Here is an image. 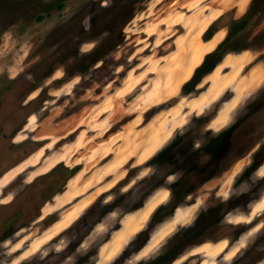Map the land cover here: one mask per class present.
<instances>
[{
  "label": "rangeland",
  "instance_id": "374dc122",
  "mask_svg": "<svg viewBox=\"0 0 264 264\" xmlns=\"http://www.w3.org/2000/svg\"><path fill=\"white\" fill-rule=\"evenodd\" d=\"M0 7V264H264V0Z\"/></svg>",
  "mask_w": 264,
  "mask_h": 264
},
{
  "label": "trees",
  "instance_id": "16d2710c",
  "mask_svg": "<svg viewBox=\"0 0 264 264\" xmlns=\"http://www.w3.org/2000/svg\"><path fill=\"white\" fill-rule=\"evenodd\" d=\"M213 25V26H212ZM211 26L213 27V29H215L214 27V23ZM217 32V31H216ZM207 39V37H206ZM231 39V35L226 36L215 48L213 51L209 52L208 54H206L203 58V61L195 68L194 73L192 75V77L187 80L184 84H183V88L182 91L184 93H188L190 91H192L194 89V87L196 86V84L200 81V79L205 76L207 73H209L221 60V54H220V50L224 47V45L230 41ZM221 133H219L213 140L214 142L218 141V138H220ZM217 139V140H215ZM228 142V140H227ZM177 141L176 139H173L167 146H165L163 149L160 150V152H158L152 159L151 161H157L158 156H160L161 154H163V152L170 150L171 148H176L177 146ZM77 166H75L74 168L70 169L68 172V177L72 176L76 171H77ZM189 173H186V175H188ZM182 185V179L178 178L175 182H172L169 186V189L172 191V195L174 196L176 194L175 189L180 188ZM176 197V196H174ZM177 198L173 199L172 201L166 203V204H162L160 205L153 213V217L159 213H162L165 211V216L169 215L173 212V210L179 205L180 201L176 200Z\"/></svg>",
  "mask_w": 264,
  "mask_h": 264
},
{
  "label": "flooded vegetation",
  "instance_id": "af4514ba",
  "mask_svg": "<svg viewBox=\"0 0 264 264\" xmlns=\"http://www.w3.org/2000/svg\"><path fill=\"white\" fill-rule=\"evenodd\" d=\"M0 1H2V0H0ZM5 8H7V7H0V13L1 12H3V10L5 9ZM168 145V144H167ZM165 147V146H164ZM50 171V170H49ZM48 171V172H49ZM47 173V172H46ZM46 173H44V174H46ZM56 194H53L49 199L47 198L43 203H42V205H40L39 206V208H38V214H37V212H36V214H35V216H33V218H32V216H31V219L30 220H28V216H26V217H24V216H21V219H17V218H15L14 217V219H13V223H10L9 224V222L7 223H4L2 226H1V229H0V244H3V243H5V241L9 238H11L10 236H13V235H15L14 233H16V232H18V231H22L24 228L26 229H28V228H30V224L31 223H36V222H39V221H42V219H44L46 216H44V217H42V215H40V213H41V208L46 204V203H48L49 202V200L51 199H53V197L55 196ZM254 200V199H253ZM32 212H35L34 210H32ZM31 212V215H33V213ZM30 216V215H29ZM81 220L83 219V216H80L79 217ZM80 219H78V221L80 220ZM80 220V221H81ZM55 221H57V220H55ZM55 221H53L52 223H49L48 225H46L45 227H44V229H43V232H45L48 228H50L51 226H52V224H54V222ZM80 221L77 223L76 222V224L75 225H73V224H71V225H73V227H78L79 225H80ZM70 225V226H71ZM94 226V225H93ZM92 228V227H91ZM91 228H90V230H91ZM87 237V235H85L84 237H83V239H81V240H76L75 241V243L73 244V246H71L72 247V251H74L80 244H81V242L84 240V238H86ZM25 246L26 245H28L27 243H25L24 244ZM95 252L96 251H94L93 252V254H95ZM258 262V261H257ZM76 264H79V262H77ZM86 264V263H85ZM257 264V263H256Z\"/></svg>",
  "mask_w": 264,
  "mask_h": 264
},
{
  "label": "bare ground",
  "instance_id": "6f19581e",
  "mask_svg": "<svg viewBox=\"0 0 264 264\" xmlns=\"http://www.w3.org/2000/svg\"><path fill=\"white\" fill-rule=\"evenodd\" d=\"M68 186V185H67ZM70 189V188H69ZM71 190V189H70ZM61 200H62V198H61ZM57 202H59V200H57Z\"/></svg>",
  "mask_w": 264,
  "mask_h": 264
}]
</instances>
